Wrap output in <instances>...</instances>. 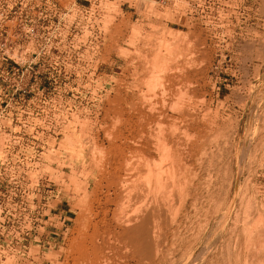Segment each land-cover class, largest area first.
<instances>
[{"label": "rangeland", "instance_id": "rangeland-1", "mask_svg": "<svg viewBox=\"0 0 264 264\" xmlns=\"http://www.w3.org/2000/svg\"><path fill=\"white\" fill-rule=\"evenodd\" d=\"M4 38L14 48H0V264H66L84 194L116 172L126 190L132 166L152 179L145 204L170 198L157 200L170 201L161 255L145 264H264V0H0ZM143 101L174 117L143 123ZM156 125L179 133L183 194L172 157L128 149L144 126L157 141ZM159 172L173 194L153 190Z\"/></svg>", "mask_w": 264, "mask_h": 264}, {"label": "bare ground", "instance_id": "bare-ground-1", "mask_svg": "<svg viewBox=\"0 0 264 264\" xmlns=\"http://www.w3.org/2000/svg\"><path fill=\"white\" fill-rule=\"evenodd\" d=\"M168 89H170V86L168 87ZM165 93H168V92H165ZM121 98L123 99V97H121ZM146 99H148V98H146ZM145 102L147 103L148 101L146 100ZM155 105L156 106L159 105V102H158V104H157V102L154 103V104L152 102H149L148 104H145L144 101H143L141 103H138L135 106V107H138L137 108L138 110L137 109L136 110H137L138 114L140 115V119L143 120L142 121L143 123L146 124V123L149 122V123L152 124V122H158V121H160V119L168 120L169 118H173L174 117V116H171L169 114V111L165 110L166 109L165 104H162L160 106V108H158L159 106L156 107ZM136 110H134V111H136ZM174 119H171V120L174 121ZM140 124L142 125V123H140ZM160 127H159V129H162L163 134L166 133L165 136L163 134L160 135L162 132L160 134H159V132L155 133V135L156 134L158 135L157 136V141H156L155 140L156 138L154 139V136H153V134L151 132L152 131L151 130L152 126H144V128H143L144 129V133H146V136L144 135L145 139H144V136H143L144 142L142 144H140L139 146H136L135 148H128V149L129 150H133L134 152L142 155L143 157H145V159L146 158L147 159L156 158V156H160V155H162V157L167 156V155L172 157L173 159H171V158H169V159L171 161V165L174 166V167H171L169 165L171 168H168V169H169V172L170 171L171 172L170 173L167 172V174L168 173L172 174V172H174V170L176 169L175 166H177V164H175V163L178 161L177 163L179 164L180 163L179 160L181 161V159H183L182 155L184 154V152H183L184 150L182 151V149H181L182 147L180 148L178 146L180 143H177V141H176L177 138H176L175 135H178L179 133L178 134L177 133L168 134V132H166L168 129L166 131H163V128H165V126H163L161 128ZM154 128H153V132L155 130L160 131L157 128V125H156L157 129L156 128L154 129ZM170 128H171V126H170ZM187 128L192 130L194 133H196L198 135H203V133L206 134L208 132V129L210 128V126H187ZM172 131L174 132V130H172ZM209 132H210V130H209ZM136 135H138V134H136ZM140 137H141V135H140ZM177 137L179 139V136H177ZM134 141H133V143H134ZM153 141H155V143H153ZM179 141H180V139H179ZM111 144H114V143H111ZM175 145H176V148H175ZM169 146H170V148H168ZM206 148H208V147H206ZM102 149H104V148H102ZM119 150H121V148ZM123 150H121V151H123ZM129 150H128V152H131ZM171 150H172V152H171ZM102 152H103V150H102ZM113 152H115V151H113ZM112 154H114V153H112ZM131 154H133V153L131 152ZM138 154L137 155L135 154L134 156H138ZM127 156H129V155H127ZM142 156H140V158ZM143 157H142V159H143ZM122 159H124V157ZM116 160H118V159L116 158ZM109 161H107V163ZM100 163H101V161H100ZM103 163L104 162H102V165H103ZM111 163H112V160H111ZM124 163H120V164L125 165ZM167 163H168V161H167ZM181 163H182V161H181ZM182 164H180V168L183 166ZM131 165H133V164H131ZM131 165H130V168H131ZM113 166L115 167V165H113ZM140 166H141V164H140ZM109 167L111 169L113 168V167H111V165H109ZM133 167L134 166H132L131 170L132 169H134V170L138 169V168H135L137 166H135L134 168ZM178 168H177V170H178ZM180 168H179L178 171L176 170L177 171V173L175 172L176 174L180 173L179 171H183L182 170L183 168H181V169ZM134 170H132V171H134ZM138 170H137V172H138ZM114 171H117V170L114 169ZM128 171H129V169H128ZM132 171H129V172L132 173V175H133ZM123 172L126 173L127 171L124 170ZM101 173H103L102 170L100 171V174ZM130 173H128L127 176H129ZM138 173H140V172H138ZM162 173H165V172H159V174L156 175V176H155V174L153 175V178H154L153 185L155 186V188H157V189H153L154 191L158 190V188H159V191H160V189L163 186H165L164 185L165 182L167 183V181L165 179H164L165 182L163 181V177L161 176ZM118 174H119V172H118ZM150 174H149V176H150ZM173 174L170 175L171 176L170 179L173 180L174 187L177 186V188L180 189L179 193H181L182 190H185L186 185H187L186 184L187 180L185 179L187 174L185 176L183 175V174H185V172L184 173L181 172L178 175H176V174L173 175ZM132 175H130V176L134 177L133 179L130 178V176H129V178L127 177L128 179L125 180V181H128L130 183L129 186L126 188V190L123 188V185H122L123 180L120 179V177L117 175V172H116V174L114 173L112 175V177H109V178L108 177H103V178H100L101 180H98V179L95 178V182L96 183H95V187H94L93 193H92V195H94L95 198L93 199L92 197L89 196L90 194H89L88 190L84 194V200L82 202V207L83 208H82L81 212L79 213V216H78V219H77L79 225H78V228H77V231H76V235L74 236V238L72 240V243L70 245L69 252H68V257L66 259V264H145V260L146 259H155V257L157 258L159 255H161V241H162L161 240V233H162L161 232V225H162V220H163V218H164L165 221H167V219H169L168 218L169 215L167 213V209L165 208L164 204L168 205L167 203H169L170 201H168L167 203H163V204H162V202L158 203L161 199H157V198L161 197L162 198L161 201H164L166 198H164V200H163L162 194L160 195V197H159V194H157L158 195V197H157V195H156L157 191H156V193L154 195H156V199L159 200V201H157L156 199H153V201L156 200V202L154 201L150 205H148L149 203L145 204L144 195H145L146 192L144 193L143 185H145L148 181H150L152 179L150 178V180H149V178H148V180H147V178H146L147 176H146L145 179H146L147 182L144 181L145 184H143V182L142 183L140 182V180L143 177L140 176L141 179L139 180V179L135 178L136 175L135 176H132ZM139 175H138V177H139ZM151 177H152V175H151ZM167 180H169V179H167ZM185 180H186V182H185ZM104 182H105V184H103ZM170 182L171 181L169 180V183ZM150 183H151V181H150ZM126 184H127V182H126ZM147 184H146V186H147ZM168 185H166V188L168 187ZM173 185L171 183V186L169 185L170 188ZM154 186H153V188H154ZM124 187H126V186H124ZM100 188L101 189H107V192L105 191L106 194L104 193L105 194V205H106L105 208L106 207L107 208L106 209L104 208L103 211L98 212V207H96V204H99V202L101 203V201H102V198H101V200L99 199V190H100ZM146 188L149 189V186L146 187ZM166 188L163 191L161 189V191L162 192H164V191L166 192L167 191ZM170 188H168V192L171 191V193L173 194L174 193V192H172L173 187L171 189ZM177 188H175L174 190H176ZM151 189H152V187H151ZM145 190H147V189H145ZM151 192H153V191H151ZM162 192H159V193H162ZM177 192H178V190H177ZM183 193H184V191H183ZM183 193H181V194H183ZM151 194H153V193H151ZM163 194L165 195V197H168L167 194H165V193H163ZM149 195H150V193H149ZM100 197H102V196H100ZM181 198H182V196H181ZM168 199L170 200V198H168ZM168 199H166V200H168ZM150 200H152V198ZM192 200H193V202H192L191 205L195 206L196 202L198 200L196 193L192 197ZM124 201H128L129 203L132 202L131 203L132 205L134 203L133 207L131 205L129 207L127 206L129 208L130 212L128 211L127 208L126 209L124 208V206H125L124 205L125 204ZM146 205H148V206H146ZM187 205H188V202L186 204V207H187ZM110 206H112L114 208L110 209L109 208ZM130 208L131 209L133 208L132 211L130 210ZM169 210H170V208H169ZM175 213H177V212H175ZM102 214L104 215V220L106 219V217L109 216V214H112V217H113L111 219V222L108 219L109 223L104 224L105 226L102 223L104 221V220H102L103 219L102 218L100 220L102 222H100V223H102L103 227H101L100 223L97 221L98 217H100V215H102ZM173 221H174L175 224L179 225L178 219H174ZM203 237L205 238V236H203ZM204 244L207 245L206 243H204ZM200 247H202V245ZM203 247H205V246H203ZM196 250H194V252ZM207 251H208V248H207ZM250 252H251V250H250ZM250 254H249V256L251 257ZM245 262H246V260H245Z\"/></svg>", "mask_w": 264, "mask_h": 264}, {"label": "built area", "instance_id": "built-area-1", "mask_svg": "<svg viewBox=\"0 0 264 264\" xmlns=\"http://www.w3.org/2000/svg\"><path fill=\"white\" fill-rule=\"evenodd\" d=\"M165 2H167V0H161L162 4H164ZM0 48H3L5 50H9V49L14 48V44L12 43L11 40H8L7 38H4L3 40L0 39ZM3 144H5V142L0 141V145H3ZM2 153H3V151L0 149V161L4 160L6 158L5 154H4V156L1 155ZM28 225H29V222L27 221L26 226H28ZM28 232L29 231L27 230L26 231V236H28ZM27 258H28V256H27ZM30 261H32V260H30Z\"/></svg>", "mask_w": 264, "mask_h": 264}]
</instances>
